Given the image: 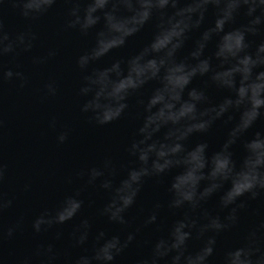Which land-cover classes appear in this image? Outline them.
<instances>
[{
	"label": "clouds",
	"instance_id": "1",
	"mask_svg": "<svg viewBox=\"0 0 264 264\" xmlns=\"http://www.w3.org/2000/svg\"><path fill=\"white\" fill-rule=\"evenodd\" d=\"M58 3L65 8L60 30L91 38L74 60L79 112L103 126L128 114L129 100L136 97L133 118L138 123L125 147L127 163L107 156L99 166L76 170L73 175L82 183L51 208L41 207L31 220L32 234L78 218L68 246H83L91 237L90 254L85 249L69 260L65 250L63 264H114L151 228L157 235L143 242L150 251L135 264H215L218 237L237 228L248 201L264 196V128L247 135L264 120V0H0V89L9 83L18 90L29 86L31 73L18 58L31 53L39 39L32 25ZM7 10L26 26L7 30ZM146 26L150 36L134 53L97 66ZM58 53L49 46L31 55V69L42 68ZM59 87L49 76L36 91L47 100L58 96ZM213 92L221 94L218 99ZM57 123L52 115L47 126L56 130L60 146L71 129H57ZM218 123L225 133L210 151L206 137ZM193 136L201 139L190 144ZM5 171L0 162V185ZM169 174L167 198L129 216L146 181L159 183ZM64 182L72 184L73 176ZM30 187L25 184L23 191ZM89 188L102 191L106 199L99 207L89 199L91 211L85 214L81 194ZM213 197L215 211L206 207ZM15 199L0 190V216ZM164 213L170 217L167 224ZM98 219L119 231L109 235L97 229L93 235ZM23 227V214L8 226L0 223V244ZM61 237L56 230L52 239ZM241 240L223 251L219 264H264V219L245 229ZM61 255L52 243H37L17 264H61ZM0 264H5L2 254Z\"/></svg>",
	"mask_w": 264,
	"mask_h": 264
},
{
	"label": "water",
	"instance_id": "2",
	"mask_svg": "<svg viewBox=\"0 0 264 264\" xmlns=\"http://www.w3.org/2000/svg\"><path fill=\"white\" fill-rule=\"evenodd\" d=\"M65 8L58 3L49 10V13L32 25L33 31L38 33V41L31 53L24 54L18 58V62L31 73L30 84L23 90H18L14 84H5L0 89V120L3 126L0 127V162L6 166L5 179L0 190H3L9 197L15 196L13 206L6 209L0 216V223L8 226L15 222L17 217L24 215L23 230L15 233L13 238L7 239L0 244V254L3 255L5 264H17V261L31 255L37 243H52L54 248L61 252V264H63V253L67 251V258L70 260L76 256L85 254L89 249L90 254L91 237L89 242L83 246L71 248L68 246V234L72 230L73 221L64 225L54 226L47 233L35 236L31 232V220L40 211L42 206L51 208L66 193L82 183L74 177L78 169H86L91 166H99L107 156L126 164L129 160L125 147L129 143L137 127V121L133 118L136 107V97L129 100V113L120 120L112 123L97 126L89 122L88 114H81L74 96V88L78 79L75 69V56L91 42V38H81L74 31L62 32L60 30L63 22ZM23 21L11 10H7L5 26L10 32L21 30L26 26ZM150 26L130 38L126 45L114 50L109 56L103 58L97 66H103L111 62L112 58L126 57L134 53L150 36ZM54 46L59 49L56 58L38 70H32L30 56L41 54L43 49ZM49 76L55 77L59 82V94L56 98L41 100L36 89H39L45 79ZM199 80H194L193 85H199ZM220 93L213 92V98L218 99ZM82 102V100L80 101ZM52 115L57 117V129L60 125H67L71 132L63 145L55 143L56 130L47 126L48 118ZM264 128V120L258 121L247 134ZM225 129L219 123L206 137L209 143V150H214L221 142ZM201 139L200 136H193L189 143ZM236 158H239V146H234ZM73 176V183L66 184L65 177ZM169 176L163 177L159 183L153 180L146 181L137 202L129 210V216L137 217L139 210L145 212L151 207L154 200L164 201L167 198L166 189L169 183ZM119 179V177L117 178ZM30 184V190L23 191V186ZM85 200L83 209L88 214L91 209L87 208L88 200L95 201L99 207L106 197L102 191L91 188L81 194ZM216 197L210 199L206 207L215 211ZM255 210L258 215H254ZM165 224L170 222V217L163 214ZM223 215V213H221ZM264 219V196L256 200L248 201L247 208L240 214V223L232 232L225 233L218 237L217 251L215 253V264H219L223 251L229 246H239L242 243L241 235L245 229ZM97 229H104L107 234H115L119 226L106 224L98 219L93 227V235ZM56 230L62 232L60 240L52 239ZM156 233L151 228L145 229L138 237L139 244L133 242L129 245L114 264H135V261L142 256H147L150 251V244L143 243L151 241Z\"/></svg>",
	"mask_w": 264,
	"mask_h": 264
}]
</instances>
